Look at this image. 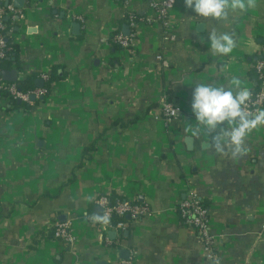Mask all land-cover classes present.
I'll return each mask as SVG.
<instances>
[{"label": "crops", "instance_id": "crops-1", "mask_svg": "<svg viewBox=\"0 0 264 264\" xmlns=\"http://www.w3.org/2000/svg\"><path fill=\"white\" fill-rule=\"evenodd\" d=\"M252 5L213 19L175 0L171 41L148 0H24L9 35L18 57L1 71L46 91L28 109L0 99V264H264V126L233 157L231 145L210 147L215 133L198 132L191 110L202 82L257 85L264 0ZM225 32L236 47L216 55L208 35ZM117 33L133 35L129 49H115ZM56 69L63 77L48 83ZM163 99L176 117H164ZM188 192L207 211L212 258L177 213ZM98 193L149 212L104 227ZM61 222L70 245L53 235Z\"/></svg>", "mask_w": 264, "mask_h": 264}, {"label": "built area", "instance_id": "built-area-1", "mask_svg": "<svg viewBox=\"0 0 264 264\" xmlns=\"http://www.w3.org/2000/svg\"><path fill=\"white\" fill-rule=\"evenodd\" d=\"M175 0H148L149 6L157 14L161 23L166 29H170L169 40L175 39V34L171 31L172 24L169 21V13L173 7ZM20 10L13 7L11 4L6 6L0 5V90H5L7 96L0 99L9 100L10 98L19 99L22 102L30 103L31 95H42L45 93V89H35L23 93L18 90L15 83L5 81L1 76V64L6 56L8 47L6 45V36L10 35L11 27L16 22L20 15ZM9 19L6 23L5 20ZM4 31V33H2ZM133 35H122L117 33L113 36L114 42L121 49H129L133 44ZM155 59L166 66L167 63L163 59L162 54L157 53ZM256 72L257 79L260 81L259 88L251 90V97L248 103L245 105L247 111H255L256 109L264 108V58L255 62L253 66ZM161 110L165 118L176 117L179 112L178 109L173 107L170 103L164 99L161 101ZM94 202L101 208V217H107L108 222H101V225L107 227L113 225L117 230L123 229L127 226L126 219H137L144 216L149 212L146 204L139 203L136 199L130 198H110L106 193H98L95 196ZM177 213L184 221L186 225L191 227L196 235L201 239L205 253L207 257L212 258V244L213 236L210 232V223L207 217V211L203 206V202L194 194L188 192L187 196L182 199L177 205ZM114 220V221H113ZM70 224L68 222H61L55 226L53 235L56 239H59L66 244H72L74 236L70 232Z\"/></svg>", "mask_w": 264, "mask_h": 264}, {"label": "clouds", "instance_id": "clouds-1", "mask_svg": "<svg viewBox=\"0 0 264 264\" xmlns=\"http://www.w3.org/2000/svg\"><path fill=\"white\" fill-rule=\"evenodd\" d=\"M187 7L202 18L227 19L229 11L245 10L253 6L252 0H185ZM210 48L214 54L227 56L236 47L233 35L225 32L209 34ZM251 92L238 78H232L229 86L200 83L195 85L191 110L197 124V131L208 133L215 138L210 147L216 152H224L231 145L233 157L245 150V140L249 133L264 126V108L247 111L245 105ZM226 141V143H225ZM97 220L108 222L107 217L97 216Z\"/></svg>", "mask_w": 264, "mask_h": 264}, {"label": "trees", "instance_id": "trees-1", "mask_svg": "<svg viewBox=\"0 0 264 264\" xmlns=\"http://www.w3.org/2000/svg\"><path fill=\"white\" fill-rule=\"evenodd\" d=\"M137 20H138V18L134 17V21H137ZM5 22L8 23L9 19H6ZM2 33H4V31H2ZM13 40L14 39L12 37H10L8 35L6 36V40L5 41H6V45H7V47L9 49L6 52V56H5V58H4V60H3L2 64H1V69H4V68L6 69L7 67L10 66L12 60H17V57H18V45L16 43H14ZM114 47H115V49L116 48L117 49L120 48L116 43L114 44ZM249 76H250L251 79H253V81H257V85L255 86V88L253 90L258 89L260 81L257 79V75H256V72L254 71V69L250 73ZM62 77L63 76L58 73V69L53 70L51 75H50V77H49V79H48V83L52 82L53 80L60 79ZM34 80H35V77L31 76V77H28L26 79L16 80L14 83H15V85L18 88L19 91H21L23 93H26L28 91H31V90L35 89ZM48 83L45 84V88L46 87L48 88ZM4 96H7V92L5 90H0V98H2ZM38 101L39 100H35L33 103H36ZM31 104H28L26 102H22L20 104H17L16 99L10 98V105H12L11 107H14V108L28 109V108H30Z\"/></svg>", "mask_w": 264, "mask_h": 264}, {"label": "water", "instance_id": "water-1", "mask_svg": "<svg viewBox=\"0 0 264 264\" xmlns=\"http://www.w3.org/2000/svg\"><path fill=\"white\" fill-rule=\"evenodd\" d=\"M14 2H15V6L18 7V8H20V7L23 6L24 0H14ZM123 31H124L125 34H127V32H128L127 26H124L123 27ZM1 76H2V78L5 81H8V82H15L17 80V74H16V71L15 70H11V71L2 70L1 71ZM35 83H36V86L38 88H40V87L43 86L41 79H37L35 81ZM30 99L33 100L34 99V95H31L30 96ZM18 103H19V101H18ZM186 141H189V139L187 138ZM98 264H105V263H103L102 261H98Z\"/></svg>", "mask_w": 264, "mask_h": 264}]
</instances>
